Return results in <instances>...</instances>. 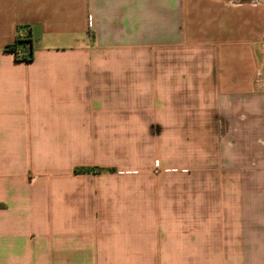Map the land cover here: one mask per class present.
<instances>
[{
  "label": "crops",
  "instance_id": "crops-1",
  "mask_svg": "<svg viewBox=\"0 0 264 264\" xmlns=\"http://www.w3.org/2000/svg\"><path fill=\"white\" fill-rule=\"evenodd\" d=\"M263 48L264 0H0V264H264ZM122 132L175 170V238L77 185Z\"/></svg>",
  "mask_w": 264,
  "mask_h": 264
},
{
  "label": "rangeland",
  "instance_id": "rangeland-1",
  "mask_svg": "<svg viewBox=\"0 0 264 264\" xmlns=\"http://www.w3.org/2000/svg\"><path fill=\"white\" fill-rule=\"evenodd\" d=\"M260 58L264 78V48ZM125 134L121 133L118 146L90 147L86 157L89 163L116 165L117 173L86 176L77 185L95 191L90 197L111 213L117 212L122 230H132L135 224L134 238H171L170 234L175 238L176 172L164 171L165 164L150 161H155V155L146 151L150 149L144 137L133 146Z\"/></svg>",
  "mask_w": 264,
  "mask_h": 264
},
{
  "label": "trees",
  "instance_id": "trees-1",
  "mask_svg": "<svg viewBox=\"0 0 264 264\" xmlns=\"http://www.w3.org/2000/svg\"><path fill=\"white\" fill-rule=\"evenodd\" d=\"M29 43V47H28V51L27 53L23 54L22 56L19 55L18 53V48L21 44H27ZM32 40L30 38V34L27 33L24 37H17L16 40L10 44L7 45L8 49L14 50L16 51V54H18L17 56L21 57V58H32L33 57V53H32ZM105 170L104 168L101 167H96V166H87V167H78L75 169L76 172H89V173H95V172H101Z\"/></svg>",
  "mask_w": 264,
  "mask_h": 264
},
{
  "label": "built area",
  "instance_id": "built-area-1",
  "mask_svg": "<svg viewBox=\"0 0 264 264\" xmlns=\"http://www.w3.org/2000/svg\"><path fill=\"white\" fill-rule=\"evenodd\" d=\"M20 36H21V37H23V36H24V34L20 33Z\"/></svg>",
  "mask_w": 264,
  "mask_h": 264
}]
</instances>
